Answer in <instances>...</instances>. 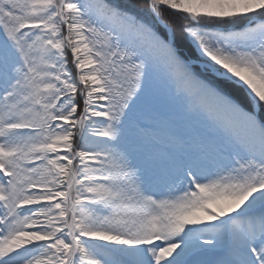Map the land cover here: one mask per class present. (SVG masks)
<instances>
[{
    "label": "snow or ice",
    "instance_id": "obj_1",
    "mask_svg": "<svg viewBox=\"0 0 264 264\" xmlns=\"http://www.w3.org/2000/svg\"><path fill=\"white\" fill-rule=\"evenodd\" d=\"M0 264H264V0H0Z\"/></svg>",
    "mask_w": 264,
    "mask_h": 264
}]
</instances>
